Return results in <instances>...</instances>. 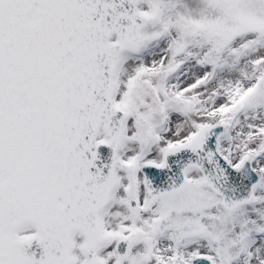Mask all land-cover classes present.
Returning <instances> with one entry per match:
<instances>
[{
    "label": "snow or ice",
    "instance_id": "obj_1",
    "mask_svg": "<svg viewBox=\"0 0 264 264\" xmlns=\"http://www.w3.org/2000/svg\"><path fill=\"white\" fill-rule=\"evenodd\" d=\"M0 264H264V0H0Z\"/></svg>",
    "mask_w": 264,
    "mask_h": 264
}]
</instances>
